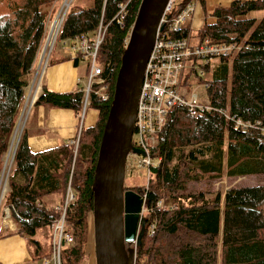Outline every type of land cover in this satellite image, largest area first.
Instances as JSON below:
<instances>
[{
  "label": "trees",
  "instance_id": "trees-1",
  "mask_svg": "<svg viewBox=\"0 0 264 264\" xmlns=\"http://www.w3.org/2000/svg\"><path fill=\"white\" fill-rule=\"evenodd\" d=\"M57 1L0 0V174ZM141 1L94 0L90 8L69 7L58 39L93 36L101 23L106 27L99 50L103 72L91 87L88 104L98 111V120L82 128L77 152L71 143L33 152L25 129L15 151L3 206L17 231L5 235L33 237L52 226L61 213L44 198L65 196L70 185L74 199L67 207L66 231L73 242L63 246L62 264H84L87 258L96 163ZM125 5V14H119ZM263 9L264 0H234L217 7L214 21L199 29L200 42L240 49L218 57L207 81L212 109L196 116L185 106L170 109L151 152L159 161L148 184L125 187L145 198L140 237L127 244L137 249L136 264H264V18L256 22L247 17ZM189 32L187 27L183 35ZM85 96L86 85L65 93L44 86L35 104L79 114ZM248 176L261 181L224 191L215 187L221 180Z\"/></svg>",
  "mask_w": 264,
  "mask_h": 264
},
{
  "label": "built area",
  "instance_id": "built-area-1",
  "mask_svg": "<svg viewBox=\"0 0 264 264\" xmlns=\"http://www.w3.org/2000/svg\"><path fill=\"white\" fill-rule=\"evenodd\" d=\"M70 2L71 0H65L61 10L52 18L49 24L42 50L43 59L55 47L63 21L70 7ZM126 7L127 5L120 6L119 14H125ZM196 7L195 0H183L179 3L177 0H169L160 20L155 43L146 66L133 134L134 146L144 151L146 155L142 156L131 152L128 155L127 165H137L139 168L147 169L148 181L151 177L152 167L157 164L154 162L151 152L157 144V136L166 125L168 111L177 106H185L193 116H196L200 111H210L212 109L210 101L203 103L196 94L192 95L190 99H186V92H180L179 86L186 61L194 58L196 61L204 60L208 63L213 58L235 53L240 49L235 44L218 45L209 41L191 45L188 36L183 34L188 27L187 21L196 12ZM105 33L106 27L101 23L93 36L82 35L77 37L75 43L70 48L72 51H76L79 57H90L92 61L88 73L83 109L79 113L82 125L89 104L91 87L103 72L102 66L97 61ZM102 90L105 91L103 94L104 98H109L107 84L103 85ZM82 128H80L77 137L71 141V144L75 146V152L78 149ZM73 199L74 195L69 185L63 199L64 201L59 204V207H56V210L61 215L52 225L55 229L54 260L56 264L62 263L61 254L63 246L73 242L72 234L66 231V211L68 204ZM6 214V218H10L8 208L6 209Z\"/></svg>",
  "mask_w": 264,
  "mask_h": 264
},
{
  "label": "water",
  "instance_id": "water-1",
  "mask_svg": "<svg viewBox=\"0 0 264 264\" xmlns=\"http://www.w3.org/2000/svg\"><path fill=\"white\" fill-rule=\"evenodd\" d=\"M169 0H142L122 55L100 144L95 176L93 227L96 264H136L145 198L126 189L128 155L145 152L133 144L146 66Z\"/></svg>",
  "mask_w": 264,
  "mask_h": 264
},
{
  "label": "rangeland",
  "instance_id": "rangeland-1",
  "mask_svg": "<svg viewBox=\"0 0 264 264\" xmlns=\"http://www.w3.org/2000/svg\"><path fill=\"white\" fill-rule=\"evenodd\" d=\"M178 3L183 0H177ZM234 0H195L196 2V15L194 18H191L187 21V25L190 27V32L188 35V39L191 45H197L200 43V33L199 29H201L206 23H212L214 18L212 17V13L217 7H228ZM65 0H58L55 3L56 12L54 14L57 15L61 10ZM94 5V0H71L70 6L75 9L80 8H90ZM248 18H253L256 22H259L262 18H264V9L256 12H251L247 15ZM70 46V41L59 40L56 43V48L54 57L59 55H63V51L66 46ZM53 49V50H54ZM52 50V51H53ZM42 57V54H41ZM218 57L213 58L210 61L209 67H206V61L204 60H195L194 58L189 59L185 63V67L183 70V75L181 78V84L179 86L180 92H186V99H190L192 95H198L199 99L203 103H207L209 101L208 93H207V81L212 79L213 72L215 70L216 64L218 63ZM100 64V60L97 61ZM81 70L86 72V77H84V84L88 83V73L90 71V67L92 64L91 58L80 57ZM27 106L23 107V110L20 114L17 130L13 133L10 147L5 155L4 168L0 174V236L8 234L10 232L17 231V226L10 218H6V209L3 206L4 198L7 191L10 190L9 186V173L13 167L14 163V154L15 147L19 142L21 134L23 130L28 128V115L26 116L25 110ZM91 110V108H88ZM87 109V110H88ZM26 122V124H25ZM21 126H20V125ZM83 127L80 124V128ZM20 129V130H19ZM16 132V133H15ZM15 134V135H14ZM14 139V140H13ZM14 142V143H13ZM16 143V144H15ZM12 148V149H11ZM14 148V149H13ZM12 150V151H11ZM73 151L75 152V148L73 146ZM78 151V149H77ZM154 162L158 163V159L154 158ZM3 177V178H2ZM261 181L260 178L256 176H248L244 178H237L233 180L224 179L220 182L216 183L215 187L221 189L222 191L226 190L229 186L235 185H252L259 183ZM148 184V171L147 169L139 168L137 165L130 166L127 165V173L125 179V186H139L144 187ZM8 186V187H7ZM6 187V188H5ZM64 194H55L46 196L44 198L47 206L51 208L59 207V204L64 200ZM6 218V219H5ZM29 242L30 248L38 254V258L35 260L33 264H56L54 260V239H55V229L53 226H45L38 230L37 234L33 237H26ZM37 240L40 243V248L37 245ZM133 247V246H132ZM62 264V263H61ZM84 264H96V256H95V245H94V227H93V214L90 216V243L87 253V258Z\"/></svg>",
  "mask_w": 264,
  "mask_h": 264
},
{
  "label": "crops",
  "instance_id": "crops-1",
  "mask_svg": "<svg viewBox=\"0 0 264 264\" xmlns=\"http://www.w3.org/2000/svg\"><path fill=\"white\" fill-rule=\"evenodd\" d=\"M59 40L61 39L57 42ZM63 41H70L71 45L65 47L63 55L54 57V49L44 59L40 56L34 75L26 88L25 112L26 116L29 115L28 128L25 127V130L29 136V147L33 152H43L69 144L77 137L80 130L81 119L75 111L35 104L44 86L55 92L65 93L85 85L86 72L81 70L80 59L78 62L75 60L79 55L70 49L75 40ZM97 120L98 111L88 109L83 127H92ZM38 257L25 237L15 233L0 236V264H33Z\"/></svg>",
  "mask_w": 264,
  "mask_h": 264
},
{
  "label": "bare ground",
  "instance_id": "bare-ground-1",
  "mask_svg": "<svg viewBox=\"0 0 264 264\" xmlns=\"http://www.w3.org/2000/svg\"><path fill=\"white\" fill-rule=\"evenodd\" d=\"M20 125V124H19ZM21 126V125H20ZM16 130H17V128H16ZM20 130V129H19ZM16 133V132H15ZM15 135V134H14ZM14 140V139H13ZM14 143V142H13ZM16 144V143H15ZM18 144V143H17ZM16 147H17V145H16ZM16 147H15V149H16ZM12 149V148H11ZM14 149V148H13ZM12 151V150H11ZM3 178V177H2ZM8 187V186H7ZM6 188V187H5Z\"/></svg>",
  "mask_w": 264,
  "mask_h": 264
}]
</instances>
